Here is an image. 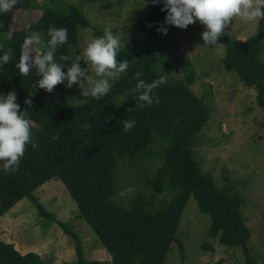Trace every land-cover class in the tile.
Segmentation results:
<instances>
[{"label":"trees","instance_id":"16d2710c","mask_svg":"<svg viewBox=\"0 0 264 264\" xmlns=\"http://www.w3.org/2000/svg\"><path fill=\"white\" fill-rule=\"evenodd\" d=\"M37 0H18L15 8L31 10ZM119 1V0H117ZM163 0L156 5L150 2L149 10L137 21L130 33L131 45L119 48L118 61L128 60L126 74L111 84L107 96L97 101L86 99L72 103L63 84L52 93L37 87V69L33 65L28 76H22L16 64L25 36L38 32L42 43L40 54L47 51V31L50 26L67 29V43L54 53L62 71L71 67L72 49L77 45L78 28L91 27L82 9L73 4L52 0L42 13L27 27H15L14 11L0 14V57L11 53V59L0 69V93L16 94L20 113L30 121V131L39 145L26 146L19 168L5 172L0 161V217L17 202L27 198L44 221L54 215L38 201L35 190L50 179H58L73 198L77 216L84 219L99 242L110 255L111 264H163L173 242L181 213L193 195L199 209L211 219L209 236L225 246L239 247L248 264L254 261L247 246L250 231L242 217L244 198L225 186H217L212 174L202 171L194 159L192 148L195 135L210 117L207 103L190 88L194 71L186 57L176 59L184 70L180 79H170L156 68L157 56L153 45L155 30L164 23L167 13L161 11ZM151 25V26H149ZM13 33L9 39L8 32ZM95 34L103 36L100 31ZM264 19H257L255 33L246 39L225 32L217 43L224 47L222 64L234 71L241 83L255 91L258 105L264 112ZM2 44V45H1ZM36 46V45H35ZM37 47V46H36ZM62 55L68 61H62ZM82 69L87 64L79 61ZM136 72L146 83L164 76L166 82L154 90V103L135 108L136 100L131 89L138 82ZM31 98L32 106L24 103ZM159 102H155V98ZM134 108L132 111L127 109ZM134 120L128 132L123 131V121ZM87 123L89 128L82 126ZM264 128V121H263ZM154 133L166 140L160 157L162 165L155 174L144 180L150 187L149 198L137 195L129 206L114 201L116 193L115 172L117 161L142 158ZM58 137V139H53ZM164 188L171 193L167 201L154 206L155 198ZM64 229L75 243L76 264H105L100 260L85 259L77 234L65 225ZM0 264H41L34 252L21 253L13 243L0 240Z\"/></svg>","mask_w":264,"mask_h":264},{"label":"rangeland","instance_id":"374dc122","mask_svg":"<svg viewBox=\"0 0 264 264\" xmlns=\"http://www.w3.org/2000/svg\"><path fill=\"white\" fill-rule=\"evenodd\" d=\"M51 1L37 0L31 10L15 8V27H27ZM55 2L79 6L91 25L88 29L78 28L77 45L71 53L73 61L82 55L88 42L101 37L95 32L104 34L105 28H110L118 37L120 48L127 49L131 45L132 29L150 8V0ZM257 19L245 22L236 17L225 32L232 37L246 39L255 33ZM165 27L168 29L166 35L155 30V68L170 79H180L184 70L176 59L186 57L190 61L194 71V82L190 88L210 109L209 119L195 135L193 157L202 171L212 174L217 186L228 187L244 198L242 217L250 231L247 246L254 261L264 264V112L257 103L255 91L244 86L234 71L224 68V47L219 43L214 48L203 47L201 35L206 30L205 26L197 21L186 29L172 25ZM36 46L33 44L28 48L33 57L41 55ZM87 74L94 76L90 69ZM62 84L72 103L89 99L80 95L78 84L72 88L66 87L67 80ZM165 143L161 135L154 133L141 159L125 157L117 161L115 202L129 206L138 194L149 198L151 189L144 180L153 176L162 165L160 155ZM34 193L54 219L44 221L33 204L23 198L0 217V240L13 243L21 253H36L41 264H76L75 243L65 232V225L77 234L85 259L111 264L106 248L86 221L77 216L76 204L60 180L50 179ZM170 196L171 193L164 188L156 196L154 206L159 201H167ZM210 224V216L199 209L191 195L175 232L182 253L178 242H173L163 264H248L239 247H227L209 236Z\"/></svg>","mask_w":264,"mask_h":264},{"label":"clouds","instance_id":"9594fccd","mask_svg":"<svg viewBox=\"0 0 264 264\" xmlns=\"http://www.w3.org/2000/svg\"><path fill=\"white\" fill-rule=\"evenodd\" d=\"M150 2L156 5L160 0H150ZM17 3L18 0H0V14L12 13ZM163 4L161 11H165L167 15L157 31L166 35L168 29L165 25L186 29L187 26L198 21L206 29L201 35L205 48L219 46L217 41L225 34L226 27L236 17L245 22L257 18L264 19V0H163ZM3 27L4 25L0 23V28ZM12 35L13 33L9 31V39ZM47 36L49 37L46 41L47 51L33 57L29 54L28 48L33 44L40 45L41 36L38 32L27 34L21 46V54L16 67L19 73L26 77L34 65L40 77L36 82L37 87L48 93H52L57 85L67 80V88L78 84L82 97L99 101L110 92V81L126 74L128 70V60H117L120 40L113 35L110 28H105L103 36L86 44L82 55L76 57L66 73L62 71V65L55 62L54 53L58 47L67 43V29L50 26ZM10 59L11 53L5 52L0 57V69L3 63L9 62ZM60 59L68 61L69 58L62 55ZM81 59L87 64L88 69L94 72V76H89L88 69L80 67ZM141 76L142 73L136 72L132 77L138 81L131 89L136 100L135 108L151 106L154 103V90L166 82V78L160 76L146 83L143 79H139ZM16 99L14 91H10L6 96L0 93V161L3 162L5 172L18 170L27 145L31 144L33 149L39 147L30 131V121L22 114H18L20 105L16 103ZM155 102H159L158 97L155 98ZM24 103L31 107V98L25 99ZM127 110L132 111L134 108ZM122 123L124 132H128L135 125L134 120H126ZM82 127L87 129L90 125L85 123ZM53 139H58V137H53Z\"/></svg>","mask_w":264,"mask_h":264}]
</instances>
